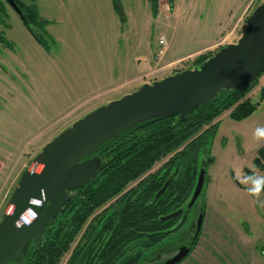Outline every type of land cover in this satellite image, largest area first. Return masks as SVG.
<instances>
[{"label": "rangeland", "instance_id": "1", "mask_svg": "<svg viewBox=\"0 0 264 264\" xmlns=\"http://www.w3.org/2000/svg\"><path fill=\"white\" fill-rule=\"evenodd\" d=\"M116 1L118 11L115 0H36L39 15L50 22L44 26L51 39L47 48L3 3L0 219L20 174L33 169L32 160L44 144L124 91L190 67L199 55L209 51L174 59L215 40L218 45L210 53L234 42L246 17L261 0H156L154 9L152 0ZM160 36L168 41V49L157 58ZM133 77L136 80L131 82ZM263 81L264 73L244 96L258 102L250 115L236 120L225 111L213 121L218 126L209 143L212 162L203 185L201 233L194 249L179 264H264V172L252 163L257 150L264 146ZM168 158L157 161L143 176L157 172ZM245 168L252 170V178L247 179ZM114 200L95 210L84 228ZM196 207L187 214L179 233H171L162 244H170L181 230V237L194 232ZM81 234L58 264L67 262ZM162 247L145 255L151 257L148 262L164 255Z\"/></svg>", "mask_w": 264, "mask_h": 264}, {"label": "trees", "instance_id": "2", "mask_svg": "<svg viewBox=\"0 0 264 264\" xmlns=\"http://www.w3.org/2000/svg\"><path fill=\"white\" fill-rule=\"evenodd\" d=\"M35 1L26 4L14 0L23 10L25 27L47 48L51 39L38 37L34 27L43 29L50 22L40 18ZM152 1L154 9L156 0ZM4 2L0 0V16L5 15ZM114 6L118 11L116 0ZM0 41L4 42L1 36ZM213 53L199 55L194 65ZM263 73L241 89L221 91L218 98L200 105L183 121L167 116L144 122L100 145L93 153L102 159L97 176L73 191L70 201L46 227L41 241L30 246L19 261L9 264H58L81 232L65 264H138L155 247L163 246L161 249L167 251L170 244L162 243L171 233L182 229L190 210L167 221L159 217L186 207L201 161L207 166L212 162L209 143L218 126L213 121L225 111L236 120L250 115L258 102L244 96ZM260 99H264V87ZM168 156L157 172L143 176L157 161ZM252 163L264 172V146L257 150ZM245 171L247 179L253 177L252 170L245 168ZM166 180H170L166 191L155 198ZM135 181V186L128 188ZM112 199L115 200L84 228L94 211ZM197 204L195 216L200 211L204 213V196Z\"/></svg>", "mask_w": 264, "mask_h": 264}, {"label": "water", "instance_id": "3", "mask_svg": "<svg viewBox=\"0 0 264 264\" xmlns=\"http://www.w3.org/2000/svg\"><path fill=\"white\" fill-rule=\"evenodd\" d=\"M8 3L20 15L14 0ZM264 71V0L245 19L234 42L227 43L201 63L179 70L109 100L75 120L44 144L33 158V169L20 174L9 207L0 219V264L15 263L41 241L46 227L71 199V193L97 176L102 159L93 154L100 145L139 124L167 116L183 121L197 107L218 98L221 91L238 90ZM207 165L201 161L196 184L185 208L160 216L177 217L197 206ZM166 180L156 192L161 196ZM204 213L195 217L187 245L159 264H179L199 237ZM26 222H21L22 217Z\"/></svg>", "mask_w": 264, "mask_h": 264}, {"label": "flooded vegetation", "instance_id": "4", "mask_svg": "<svg viewBox=\"0 0 264 264\" xmlns=\"http://www.w3.org/2000/svg\"><path fill=\"white\" fill-rule=\"evenodd\" d=\"M5 2L7 3V5H9L10 6V8L12 9V10H14V8L8 3V1L7 0H5ZM17 5V4H16ZM18 6V5H17ZM19 7V6H18ZM19 9H20V11H21V15L16 11V10H14V12L19 16V18L22 20V22H23V24H24V22H25V18H24V15H23V10L19 7ZM40 16V15H39ZM40 18L41 19H46V18H42L41 16H40ZM48 20V19H47ZM24 26H25V24H24ZM26 28V27H25ZM27 29V28H26ZM28 30V29H27ZM34 32L36 33V35L38 36V37H40L41 39H43V40H46V41H48V37H47V34L45 33V30H44V28L43 29H40V28H38V27H34ZM30 33V32H29ZM31 34V33H30ZM32 35V34H31ZM0 36H1V34H0ZM33 36V35H32ZM1 38H3L2 36H1ZM100 157V156H99ZM101 158V157H100ZM165 182V181H164ZM163 182V183H164ZM169 183H170V180H169ZM169 183H168V185H169ZM167 185V186H168ZM167 188V187H166ZM165 191H166V189H165ZM73 193V192H72ZM71 193V194H72ZM204 196V192H203V189H202V192H201V195L198 197V199L197 200H199L200 198H202ZM205 198V197H204ZM198 205V204H197ZM180 209V208H179ZM178 210V209H177ZM191 210V209H190ZM176 211V210H175ZM174 212V211H173ZM172 213V212H171ZM195 213V212H194ZM182 214V213H181ZM181 214H179L177 217H180V215ZM176 218V217H175ZM193 234H194V232L193 233H189V235H186V237H181V233L178 235V237L174 240V241H172L171 243H170V248H168V250L166 251V250H164V255H161L160 257V259H158V257H156L155 258V260L153 261V262H148V260L147 259H150L151 257H149V258H147V257H144V259H140V261L138 262V264H159V263H161V262H163V261H165L166 259H168L169 257H171V256H173L174 254H176L178 251H179V248L180 247H182V246H184V245H187L188 244V242L190 241V239H191V237L193 236ZM159 255V254H158Z\"/></svg>", "mask_w": 264, "mask_h": 264}, {"label": "built area", "instance_id": "5", "mask_svg": "<svg viewBox=\"0 0 264 264\" xmlns=\"http://www.w3.org/2000/svg\"><path fill=\"white\" fill-rule=\"evenodd\" d=\"M167 49H168V41L163 36H160L157 39V46L155 50L156 57L157 58L162 57L166 53ZM26 221H27L26 217L23 216L21 222H26Z\"/></svg>", "mask_w": 264, "mask_h": 264}, {"label": "crops", "instance_id": "6", "mask_svg": "<svg viewBox=\"0 0 264 264\" xmlns=\"http://www.w3.org/2000/svg\"><path fill=\"white\" fill-rule=\"evenodd\" d=\"M217 45H218V41H213L212 43H210L209 45H207L206 47H204L203 49H200V50H198V51H196V52H193V53H191V54H188V55H186V56H183V57H178V58H176V59H174V60H177V59H181V58H186V57H189V56H192V55H194V54H197L198 53V55H199V53H201L202 51H204V50H208L209 52L211 51V50H213L214 48H216L217 47ZM214 52V51H213ZM208 53V52H207ZM173 61V60H172ZM173 73H175V72H172L171 74H173ZM169 75V74H168ZM132 80H136V77H133L130 81L132 82ZM263 84H264V81H263ZM127 92H130V91H127ZM126 91H124L123 93H121V95L122 94H124V93H127ZM220 119V118H219Z\"/></svg>", "mask_w": 264, "mask_h": 264}]
</instances>
